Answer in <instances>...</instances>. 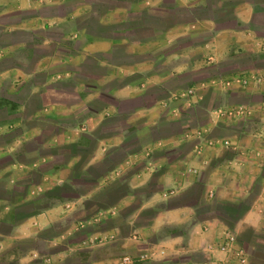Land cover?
<instances>
[{"label":"crops","instance_id":"0c3cea01","mask_svg":"<svg viewBox=\"0 0 264 264\" xmlns=\"http://www.w3.org/2000/svg\"><path fill=\"white\" fill-rule=\"evenodd\" d=\"M251 70L264 72V0H0V110L26 88L15 111L59 123L84 110L62 142H93L79 169L80 153L48 169H18L13 160L0 169V182L8 170H35L44 185L8 187L17 196L0 200V262L118 264L132 255L144 259L136 264H264V84L212 83ZM68 83L75 100L62 88ZM190 87L196 95L174 99ZM244 104L252 116L216 111ZM12 120L0 118V133ZM114 122L121 125L112 129ZM81 127L91 135H68ZM197 128L239 151L197 155ZM27 139L18 136L9 150ZM80 178L93 180L82 187ZM64 187L76 194L41 206L45 192ZM25 203L34 208L18 215ZM227 231L246 262L219 249Z\"/></svg>","mask_w":264,"mask_h":264},{"label":"rangeland","instance_id":"374dc122","mask_svg":"<svg viewBox=\"0 0 264 264\" xmlns=\"http://www.w3.org/2000/svg\"><path fill=\"white\" fill-rule=\"evenodd\" d=\"M238 64H247V62H238ZM210 71L216 72L218 71L217 68H213ZM197 77H200V74H196ZM195 75V76H196ZM44 74H38L37 75V80L42 81L44 78ZM60 83L56 84L55 88L61 89L60 88ZM71 84H64L62 86L64 91H68L70 93V98L71 100H75L77 98L76 94H72V88ZM216 87V86H215ZM26 88L20 93L19 95H8L6 101H5V107L0 110V118H4L5 120L7 119H13L17 118L18 120H12L11 125L8 128H5L2 130L3 132L0 133V144H5L4 148V153L0 156V169H6L7 167H11V162L12 160L16 162L17 168L22 169V168H27L30 166L35 167L34 164H36V167H39V169H48L51 166H53L55 163L56 164H61L63 163L69 154L74 153V154H83L81 156V159L76 163L75 167L76 169H79L82 167V164L88 157V155L91 154L92 149H93V142L89 140L86 144H80L78 145L77 143H65L63 141V137L65 135L61 131L67 128L68 126L72 124L77 125L76 119H74L77 115H80L84 112V110H81L75 114L74 116H69L67 118H59L58 122L56 123L54 121H50V119L46 118L44 115L41 113L33 110V109H24L21 112L20 111H15L13 108V102L14 100H20L23 98L24 93L26 92ZM58 95V94H57ZM59 96H57L58 98ZM10 100V101H8ZM36 107H38L40 104L39 102L35 101L33 103ZM33 105V108L35 107ZM119 121V120H118ZM193 122V119L190 120ZM189 121V122H190ZM109 127L112 129H115L116 127L120 126L121 123H109ZM81 124L80 126H82ZM79 126V127H80ZM7 127V125H6ZM82 128V127H81ZM73 132L75 135H84V136H89L91 135L87 130H79L75 129L74 131H70L68 135H72ZM58 134V135H55ZM60 134V135H59ZM66 134V133H65ZM22 136L24 138H28L25 140V144H23L18 150L12 151L9 150V144H12V142L18 137ZM92 138V137H91ZM55 143L57 146H52ZM137 145V144H136ZM134 145V146H136ZM184 148H187L186 144ZM122 154L121 151H115L114 156L115 158L120 157ZM53 157V160H49L50 157ZM109 164L111 163H105V164H99L96 167L97 172H102ZM26 165V166H25ZM12 170H8V172H5L4 176V181L0 182V200H6L7 202L13 200L17 195H16V190L18 189H23L24 192L28 191L29 188V183L31 181L34 182H40L41 183V176L40 174L32 170L30 174L28 175H21L17 176L15 174H11ZM93 178H80L77 180V183L80 184L82 187L90 184L92 182ZM42 184V183H41ZM40 184V185H41ZM16 186V187H15ZM8 187H15L14 191L13 189L11 191H8ZM34 187H31L29 189L30 194L34 190ZM41 187L44 188V185L42 184ZM41 193H44V190H40ZM45 195L42 196L43 200L41 202V206L44 204H48L53 202L55 199L61 196H67V197H72L76 193L68 188L64 187L60 191H49L45 192ZM7 202L1 201V205L6 204ZM34 205L31 203H25L24 205L20 206L17 208L18 215H23L30 209L34 208ZM121 259L120 258L118 264H121ZM16 258L9 256L6 257L5 260H1L0 264H16L15 263ZM142 261H137V263H140Z\"/></svg>","mask_w":264,"mask_h":264},{"label":"built area","instance_id":"2783aa9c","mask_svg":"<svg viewBox=\"0 0 264 264\" xmlns=\"http://www.w3.org/2000/svg\"><path fill=\"white\" fill-rule=\"evenodd\" d=\"M216 87L231 88L234 85L239 87H248L251 83H257L259 85L264 84V72L251 70L246 73H241L228 78H215L212 81ZM196 95V89L190 87L187 89L176 92L173 97L174 99H185L188 100L190 97ZM260 109L264 113V101L260 104ZM222 116L227 118L239 119L243 117H250L254 114V107L250 105H235V106H219L216 108ZM85 130V127L82 128ZM190 134V133H189ZM191 134L195 136L197 141L195 145V153L202 155L207 147L215 148L218 146H224L231 148L234 151H239L237 144L233 143L229 139H222L210 135L208 129L197 128L191 131ZM190 134V135H191ZM258 134H261L259 132ZM257 135V133H256ZM264 137V133L262 132ZM171 191L169 194H173ZM219 249L225 253H231L236 260L241 263L247 261V253L243 246L238 244L237 236L232 231H227L223 242L220 244ZM143 258V257H142ZM141 257H134L132 255H124L121 259V264H136L137 261H142ZM210 264H225L223 261L213 262Z\"/></svg>","mask_w":264,"mask_h":264},{"label":"trees","instance_id":"16d2710c","mask_svg":"<svg viewBox=\"0 0 264 264\" xmlns=\"http://www.w3.org/2000/svg\"><path fill=\"white\" fill-rule=\"evenodd\" d=\"M1 257V256H0Z\"/></svg>","mask_w":264,"mask_h":264}]
</instances>
